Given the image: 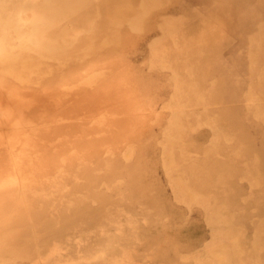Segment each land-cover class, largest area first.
I'll return each instance as SVG.
<instances>
[{
	"label": "rangeland",
	"instance_id": "rangeland-1",
	"mask_svg": "<svg viewBox=\"0 0 264 264\" xmlns=\"http://www.w3.org/2000/svg\"><path fill=\"white\" fill-rule=\"evenodd\" d=\"M0 264H264V0H0Z\"/></svg>",
	"mask_w": 264,
	"mask_h": 264
}]
</instances>
